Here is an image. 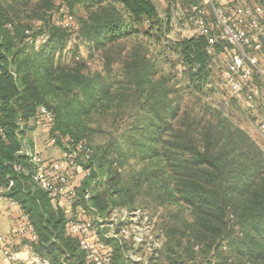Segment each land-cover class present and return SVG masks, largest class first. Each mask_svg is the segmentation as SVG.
Here are the masks:
<instances>
[{
	"label": "trees",
	"instance_id": "1",
	"mask_svg": "<svg viewBox=\"0 0 264 264\" xmlns=\"http://www.w3.org/2000/svg\"><path fill=\"white\" fill-rule=\"evenodd\" d=\"M257 2L264 3V0ZM77 6H83L87 11V16L80 19L79 36L96 46L115 44L122 38L139 34L140 25L147 27L148 36H154L156 28L158 32L162 31L164 18L153 0H0V122L6 132V137L0 138L2 183L9 172L8 161L22 159L15 155L21 147L18 120L22 118L28 125L37 107L46 104L43 96L65 90L66 86L77 90L86 101L95 97L98 101L105 96L102 94L112 90L111 59L103 71L94 73L85 72L79 62L73 67L54 62L58 47H62L66 39V31L54 24L52 12L63 8L73 11ZM43 35L48 36L46 42L36 46V39ZM143 45L137 42L132 46L124 62V78L118 83L123 86L124 98L135 101V105H141L145 112H151L155 123L166 121L165 110L174 105L173 113L176 118L180 117L185 97L181 93L206 94L207 86L215 78V64L231 49L228 42L220 40L213 44L214 53L210 54L211 41L207 35L177 38L173 46L180 67L177 70L187 84L183 89L173 87L168 90L164 88L168 82L167 74L161 75L155 58L148 59ZM171 93H176V98H171ZM49 107L55 114L54 128L58 127V123L63 122L60 109ZM69 113L72 117L73 113ZM183 118L189 119L185 114ZM143 121L145 115L131 124L132 136L140 138L135 145L149 155ZM204 124L193 118L191 122H180L176 135L170 139L162 142L159 135L154 138L155 144L165 145L164 153L178 174L175 190L179 195L176 193V198L189 203L195 215L194 221L179 217L176 230L171 228L172 234H176V243L168 247L165 263L183 264L177 258L180 256L177 249L186 243L188 260L196 262L198 252L194 256L190 247L199 244L207 253L217 254L218 264H236L229 252L223 255L221 250L225 242L224 246L241 264H264V151L239 128H230L222 122L216 124L212 120ZM171 128L164 122L159 126V133ZM154 153L155 156L160 154L159 150ZM107 156L104 154V158ZM94 163L93 158L84 163L85 167L91 168V176L85 180L82 189L95 187L96 194L90 199L100 211L109 203L111 206H133L136 196L148 188L147 178L140 174L132 186L118 181L111 184V178L104 182L106 186L100 191L97 187L101 181H96L100 174L95 172ZM14 178L15 185L8 196L20 201L30 214L39 237L33 245L36 252L48 257L50 264H87L78 240L67 232L63 211L53 207L43 190L33 189L27 176L14 173ZM81 194L84 198L85 194ZM126 195H132V198H125ZM85 201L84 207L89 206V199ZM184 238L187 239L185 242ZM109 242L119 264V258H125L127 243L124 238H110ZM175 253L176 258L173 257Z\"/></svg>",
	"mask_w": 264,
	"mask_h": 264
},
{
	"label": "rangeland",
	"instance_id": "2",
	"mask_svg": "<svg viewBox=\"0 0 264 264\" xmlns=\"http://www.w3.org/2000/svg\"><path fill=\"white\" fill-rule=\"evenodd\" d=\"M172 1L175 2L174 5ZM197 1L200 0H180L179 6L176 7V0H169L166 5L155 0L158 10L163 14L162 18H164L161 32H158L156 28L154 36H148L146 34L147 27L140 25L139 34L122 38L115 44H107L105 46H96L92 41L79 36L80 19L87 16L85 7L77 6L73 11L63 8V10L52 12L54 24L59 25L66 31V39L62 47L59 46L55 53V64L73 67L76 62H79L83 64L85 72L94 73L96 71H103L111 59L110 68L113 79L111 92L102 94V96H105L98 101L96 97L90 99V101H86L77 90H70L64 85L65 90L54 91L43 96V101L47 105L60 109L63 120L60 124L58 123V127L56 125L54 128V131H58V133L56 134L57 141L53 144V147L61 149L66 147V149L68 148L67 151L71 152L75 150L77 142L87 143L92 149L91 158L95 162V172L97 175L100 174L96 178L97 182L101 181V185L97 187L100 191L104 190L106 186L104 182L107 183L111 178V184L118 181L127 186H132L134 179L140 176V174H143V177L147 178L148 182L146 181L145 183L148 188H144L136 196V199L132 202L133 206H111L109 203L103 211L98 210L90 199L92 198V194H96L95 187L87 186L84 190L80 187L83 186L85 180L87 181V178L91 174L86 176V179L82 178L81 183L78 179H74L71 183L73 188L77 189L78 206L83 207L81 203L83 204V201L89 199L86 213L90 216L91 220L98 224H104V227H101V233L103 234L109 229V226L106 224L110 223L113 213L116 214L121 208H129L132 211L141 209L137 215H133V217L136 216L135 221L132 220L133 226L137 228L136 231H139L142 227L144 230L147 227V231L143 236L144 240L136 247L138 249L137 255L141 258H148L152 264H166V257L169 253L168 247L174 246L176 243V234H172L174 231L171 228L173 227L176 230L177 221L181 219L194 221L195 216L193 207L189 203L176 198L175 184L178 174L176 173V169L170 166L164 153L165 145L163 143H160V145L158 143L155 144L156 142L154 143L155 136L159 135V141L163 142L176 135V127H178L180 122L181 124L183 122H191V119L196 118L201 120L202 124L204 122L206 124L212 120L216 124L222 122V125L243 130L264 151V132L260 131L258 127L260 116L264 112V76L260 73H254L249 82L245 84L242 94L240 96L234 95L229 91L223 73L224 67L230 57L229 53L222 55L217 64H215V78L207 86L209 91L204 92L206 94H190V91H183L184 93H181L185 94V97L182 101L183 105L180 108V117L176 118V114L173 113V110H175L174 105V107L165 110L164 118L166 121L155 123L151 112H145L141 105H135V101L132 102L131 99H125L123 96V86L118 82L124 78V62L127 60L132 46L137 42L144 44L143 50H147L148 59L155 58L154 61L160 69L161 75L167 74L166 76L164 75L166 78L168 77V82H166V87L164 88L168 90L173 89V87L183 89L186 86V81L181 79L178 74L177 69L180 67L178 65V56L173 46L177 38L190 33H185L183 28L176 26V23L180 21L176 14L180 7L188 8L191 3ZM244 1L250 4L260 3L257 0ZM70 14L74 17L71 24L63 25L65 16ZM185 18L190 22L189 16ZM212 19L213 17L211 21ZM188 26L190 30L194 28L191 23ZM232 52L233 47H231ZM247 91L254 93V106H251V103L245 97ZM170 96L171 98H176V93H171ZM69 111L71 114L73 113L72 117H69ZM184 114L186 118H189L188 120H184ZM144 115L145 121L142 123L145 127L144 132L150 147L148 150L149 155L142 152L139 149L140 147L135 145L140 138L134 139L132 136L131 124ZM164 122L172 128L171 130H164L162 131L163 133H159V126L164 124ZM38 129L44 131L43 127H29L26 132L27 138L34 145L37 144L35 132ZM65 129L66 131H64ZM152 132L155 133L153 134ZM46 136L48 137L47 134ZM44 141L47 142L48 140L45 139ZM39 148L36 145L39 155L47 161L52 162L62 158L48 159L42 155ZM155 150H159L160 154L158 156L154 155ZM104 154L105 156L106 154L108 155L107 158H104ZM78 161L85 166V162L81 159ZM81 193H89V197L86 198L84 195L83 198ZM125 198H132V195H126ZM51 204L54 208L67 209L63 205L61 206L62 202L59 200H51ZM144 211L147 215L144 214ZM145 216H147L146 219L144 218ZM232 224L235 228L237 227L234 220ZM116 227L117 224L114 225L115 229ZM186 240L184 238L183 242ZM126 243L127 248H131L135 243L133 236H130ZM185 244L182 243L183 246L177 249L179 252L177 254H180L177 258H179L180 262H184L183 264H218L217 254L213 251L207 253L202 250V246L199 244L190 247L194 256H196L195 252H198L196 262L188 260V256L185 253ZM224 245L221 250L224 252L223 255H228L229 252L232 255L233 261H236V264H241L229 251V248ZM173 257L176 258V253L173 254ZM121 258H119L120 264H131L126 258ZM138 264H142L141 261Z\"/></svg>",
	"mask_w": 264,
	"mask_h": 264
},
{
	"label": "built area",
	"instance_id": "3",
	"mask_svg": "<svg viewBox=\"0 0 264 264\" xmlns=\"http://www.w3.org/2000/svg\"><path fill=\"white\" fill-rule=\"evenodd\" d=\"M153 1L155 2V0ZM157 1L161 4L169 2V0ZM172 4L174 5L175 2L172 1ZM179 4L180 0H176V7ZM160 16L163 17V14L160 13ZM176 16L180 20L176 26L183 28L185 33H190L184 34L180 38L194 35L209 36L211 46L208 52L210 54L214 53L213 44L220 40H225L233 47L232 53L231 49L228 51L230 57L223 70L226 85L231 93L240 96L245 84L249 82L254 73L264 76V3L250 4L244 0H200L191 3L188 8L180 7ZM188 16L190 22L185 18ZM73 19L72 14L67 15L63 25H70ZM189 23L194 26L191 30L188 26ZM212 31L214 33L211 35ZM47 37L43 35L37 38L36 46L45 43ZM245 97L251 106H254V93L247 91ZM18 124L17 132L21 140V147L15 155L21 156L22 159L8 161L9 172L4 175L5 181L0 182V208L5 206L14 219L11 231L0 234V256L6 257L9 260L8 264H21L15 243L23 239L32 247L33 264H50V259L39 255L33 247L39 237L30 214L20 201L8 196L15 185L14 173L27 176L32 182L33 189L40 188L51 200L63 199L69 204H75L78 201V196L77 189L73 188L71 183L70 169L72 171L82 170L84 177L90 175L91 168L83 166L78 160L89 162L92 149L85 142H77L75 150L69 152L67 148L59 160L51 162L40 156L36 145L27 138L26 132L29 127H43L48 135L49 143L53 145L57 141L58 131H54L55 114L46 104H40L37 107L28 125L22 118H19ZM258 127L260 131L264 132V112L260 116ZM5 137V128L0 122V138ZM1 176L0 174V181ZM85 197L88 198L89 193H86ZM138 211L141 209L132 211L129 208H121L116 214L113 213L110 225L106 224L109 229L105 234L101 233V227H104V224H98L90 218L69 217L66 223L67 232L78 240L89 264H118L109 239L124 238L127 242L130 236H133L135 243H131L133 246L127 248L126 260L131 264H138L140 261L142 264H152L148 258H141L137 255L136 247L144 240L143 236L147 231V227L144 230L142 227L136 231L137 228L133 226L132 220L136 219V216L133 217V215H137ZM144 214L147 215L145 211ZM144 218L146 219L147 216ZM116 224L115 229L114 225ZM0 264L7 263L0 257Z\"/></svg>",
	"mask_w": 264,
	"mask_h": 264
},
{
	"label": "crops",
	"instance_id": "4",
	"mask_svg": "<svg viewBox=\"0 0 264 264\" xmlns=\"http://www.w3.org/2000/svg\"><path fill=\"white\" fill-rule=\"evenodd\" d=\"M163 5H166V2H162ZM35 139L37 141V147L39 148V151L42 153V155L46 158H59L62 157L65 153L66 147L64 149L53 147L52 144H50L48 141L43 142V140L47 139L45 130L38 129L35 132ZM71 174V181H74V179H78V181L81 183V179L85 178L83 175L82 170H74L72 171L70 169ZM76 184V183H75ZM82 188V186H80ZM51 200V199H50ZM62 202L61 206L63 205L67 209H61L63 213L65 214L66 219L69 217H78L82 219H89L90 216L86 213V207H84L83 204H81L83 207H80L77 205V202L75 204H69L66 200H59ZM77 205V206H76ZM55 209H60L58 207H55ZM83 209V210H82ZM14 224L13 216L10 215V213L6 210V207L0 208V234H5L11 231L12 226ZM15 247L19 252L20 258H21V264H33V250L32 247L27 243L26 240H18L15 243ZM114 248V247H113ZM116 253V252H115ZM40 255V254H39ZM44 256V255H42ZM5 263H9V260L4 257L0 256ZM87 262V261H86ZM87 264H89L87 262ZM120 264V263H119Z\"/></svg>",
	"mask_w": 264,
	"mask_h": 264
}]
</instances>
